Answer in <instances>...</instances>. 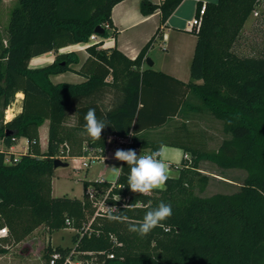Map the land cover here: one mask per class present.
<instances>
[{
  "label": "trees",
  "instance_id": "1",
  "mask_svg": "<svg viewBox=\"0 0 264 264\" xmlns=\"http://www.w3.org/2000/svg\"><path fill=\"white\" fill-rule=\"evenodd\" d=\"M123 1L19 0L11 13L6 60L0 63V99L3 109L19 92L24 100L23 111L0 125L5 147L0 152V228L9 230V237L0 240V255L8 253V245L25 244L20 248L24 255L30 248L25 241L40 228L48 234L71 228L77 232L73 241L85 264H264V47L253 55L235 51L247 21L264 0L205 4L202 25L193 33L197 43L188 83L144 68L160 28L134 60L117 48H102L103 42L88 47L85 60L75 52L59 53L87 43L99 26L105 31L103 39L117 38L112 11ZM183 1L142 0L141 12L149 16L159 10L165 25ZM48 53L56 54L53 63L30 67L33 58ZM71 72L83 81H52ZM89 108L111 124L98 141L81 134ZM202 114L222 125L225 137L216 148H209L205 136L193 132L185 121ZM46 120L49 140L42 152L39 129ZM108 136L133 140L130 149L137 154L163 143L182 149L188 157L179 167V177L167 182V190L149 196L129 189V169L123 163L108 203L118 205L124 219L96 217L90 233L80 236L94 217L96 199L112 184L86 181L83 199L54 197V161L62 155L83 157L89 148L104 155ZM22 139L38 143L19 162L7 164V150ZM203 163L244 172L240 189L206 195L211 179L202 171ZM90 190L95 199L88 195ZM114 195L130 197L129 207H121ZM161 201L172 206V216L163 222L169 231L157 227L141 237L128 230ZM71 250L49 244L41 258L48 264L54 252L65 256ZM111 253L114 259L107 257Z\"/></svg>",
  "mask_w": 264,
  "mask_h": 264
},
{
  "label": "rangeland",
  "instance_id": "2",
  "mask_svg": "<svg viewBox=\"0 0 264 264\" xmlns=\"http://www.w3.org/2000/svg\"><path fill=\"white\" fill-rule=\"evenodd\" d=\"M19 4V0H0V63L2 62L3 49L8 46V27L11 19V13L15 7ZM258 12V16L255 15ZM264 6L255 10L247 21L243 30L242 37L237 44L235 51L241 55H253L264 47ZM79 45L68 47L63 51L64 53L75 52L80 55L81 58L87 56L86 50H80ZM103 48V46H102ZM166 45L163 40L158 39L154 46L151 48L150 60L156 59L157 63L155 68L160 69V63L165 62L168 59L166 55ZM61 53V52H59ZM51 58L54 59L56 54L51 53ZM192 62V61H191ZM77 68V67H76ZM75 73L64 75L60 80L68 82H76L78 79ZM2 106V99H0V114ZM190 129L205 136V141L209 148H216L219 146L223 138L225 137L222 131L221 123L207 114L199 116H191L189 120H186ZM70 126L74 124V118L69 121ZM159 132H156L157 134ZM42 142L41 147L44 152L47 151V130L46 125L41 129ZM22 144L25 145V142ZM117 149H121L118 141L111 138L109 141V154L114 156ZM90 155H84L83 157H77L68 160L67 167H59L55 170L53 176V196L55 197H69L83 199L85 194L84 183L86 181H100V173L105 171L103 179L106 182L113 183L116 181V177L111 172V167H118V161L104 162L102 160H93L89 167H84L83 163L87 161ZM89 163V161H88ZM201 169L204 173L210 176V184L208 186L206 195H213L216 193L231 194L238 191L245 179V173L239 170L221 171L216 167H213L207 163L201 165ZM48 231L44 228H40L25 242L30 244L23 257L21 258L15 245H8L9 249L4 262L6 264H46L44 259H40L45 246L51 242L53 247L73 248L74 236L76 235L75 229L66 228L56 231L52 234H48ZM2 245H4L2 243ZM15 248V249H14Z\"/></svg>",
  "mask_w": 264,
  "mask_h": 264
},
{
  "label": "crops",
  "instance_id": "3",
  "mask_svg": "<svg viewBox=\"0 0 264 264\" xmlns=\"http://www.w3.org/2000/svg\"><path fill=\"white\" fill-rule=\"evenodd\" d=\"M155 4H161L164 0H150ZM141 2L142 0H124L123 2L116 5L112 11V21L114 29L117 31V38H107L104 42L103 48H117L123 54H125L128 58L134 60L140 54L141 50L146 46V44L150 41V39L156 34L157 30L160 28V35L157 37L164 41L166 45V55L168 57L165 62L160 63L161 68L156 69V59H153V68L156 71H161L175 79H178L184 83H188L190 81V66L191 61L193 59L194 50L197 43V36L193 33L187 31V23L194 19L197 16L199 4H207L214 3L217 0H184L182 4L178 7V9L171 15L169 20L165 25H161V13L160 11H156L152 15L145 16L141 12ZM6 48L3 49L4 50ZM51 53L33 58L30 62L31 68H41L47 66L55 60L51 58ZM151 50L148 54V59H150ZM2 55V62H5V58ZM87 57V56H86ZM83 60H85V58ZM149 67L147 64L144 68ZM70 73L60 74L52 77V81L54 83H62L68 82L60 80L61 77ZM78 77V81L73 83H80L83 81V78L77 73L74 74ZM23 100L24 94L19 92L16 94L15 100L6 108L1 109L0 114V125L2 123L6 124L13 120L17 115H19L23 111ZM49 124L50 122L46 120L42 126L46 125L47 130V148H48V140H49ZM39 129L40 133V145L42 142V134L41 129ZM113 138L118 141V137L116 136H108L107 145L105 149L104 162L109 161H118L109 154V141ZM21 140L18 145L13 147V152L20 153L23 152L24 144ZM4 144L0 141V148L3 147ZM169 147V155L172 158V170L174 174V178L179 177V167L181 166L182 161L188 157L185 152L177 147ZM42 150V147H41ZM42 152H44L42 150ZM146 151L145 153H148ZM178 162V165L177 163ZM124 162L118 161L119 166L122 167ZM56 170V169H55ZM105 175V171L101 172L99 177L100 181L95 182H106L103 177ZM117 180V179H116ZM92 182V181H90ZM116 182V181H115ZM115 182L111 183L112 185ZM110 183V182H106ZM53 187V183H52ZM53 193V191H52ZM53 195V194H52ZM55 197V196H54ZM76 231V230H75ZM50 245L51 242H48ZM47 244V245H49ZM25 244L15 245L16 249H18L19 256L22 258L23 254L20 252V248ZM46 245V246H47ZM75 246V245H74ZM56 248V247H54ZM74 248V247H73ZM15 249V248H14ZM8 253L4 255H0V264H6L4 259L6 258ZM42 259V258H40Z\"/></svg>",
  "mask_w": 264,
  "mask_h": 264
},
{
  "label": "clouds",
  "instance_id": "4",
  "mask_svg": "<svg viewBox=\"0 0 264 264\" xmlns=\"http://www.w3.org/2000/svg\"><path fill=\"white\" fill-rule=\"evenodd\" d=\"M82 135H86L93 141L101 140L103 130L110 126L107 117L99 118L94 108H89L83 117ZM169 147L161 144L158 149L137 154L134 149H117L114 158L124 162L128 166L127 186L133 193L143 196H149L154 191H166L167 182L174 178L172 170V158L169 155ZM178 165V162H176ZM112 174L119 178L123 172L122 167H111ZM129 207L125 204L124 208ZM107 218L110 221H121L124 219L116 208L108 207ZM172 206L169 203L161 201L155 207L149 208L142 220L129 224L128 230L141 237L147 236L155 228L162 227L165 231L170 230L165 227L164 221L172 216Z\"/></svg>",
  "mask_w": 264,
  "mask_h": 264
},
{
  "label": "built area",
  "instance_id": "5",
  "mask_svg": "<svg viewBox=\"0 0 264 264\" xmlns=\"http://www.w3.org/2000/svg\"><path fill=\"white\" fill-rule=\"evenodd\" d=\"M206 11V6L205 4L202 5L201 9L198 12V15L192 19L191 21H189L187 23V31L191 32V33H195L198 32L201 25H202V19L203 16L205 14ZM255 15L258 16V12H255ZM106 29H108L110 32L112 31V29L109 27V25L106 26ZM100 42H103V47H104V42L105 39H103L101 36H99L98 34H93L89 41L85 44H79L78 48H80V50H86L88 47L98 44ZM65 49L67 50L68 48H64L61 49L59 52L63 53V51H65ZM23 142H25V145L23 147V152L20 153H15L13 152V147H11L9 150H7V157L5 162L7 164H11V163H17L20 161V158L22 155L24 154H28L30 151V147L32 145H37V141H33L30 142L28 139H22ZM118 144L120 145L121 149H130V146L133 144V140L131 139H123V138H118ZM5 150V147H1L0 148V152H3ZM101 150L100 149H94V148H89L86 152L85 155H90L89 158H87V161H85L83 163L84 167H89L90 163L93 160H102L104 161V156L101 154ZM58 159H61L63 161H68L70 159H74V158H70L68 155L67 156H60ZM89 161V163H88ZM116 187V184H113L112 187L110 188V190L101 198H97L95 201V214L94 217L92 218V220L89 222V224L84 228V233H81L80 236H83L85 233H90V227L93 223V221L95 220L96 217H107V214L109 212V208L108 207H113L116 208L117 210L119 209V206L116 204H110L108 203L109 199L111 198V191L113 188ZM117 188L119 189H125V187L123 185H118ZM88 195L90 196L91 199H95V192L93 190H90L88 192ZM113 200L116 202H121V207L124 208L125 204H128L130 201V197L127 198H121L118 195H114L113 196ZM138 206H141V204H138ZM68 226L71 225V222L68 220L67 221ZM9 237V230L8 228L2 227L0 228V240ZM116 245L118 246H122L121 243H118L116 240L114 241ZM76 245L74 246V248H72L71 252L67 255H63L60 252H54V254H52L50 260L48 261V264H85L83 260H81L79 258V253L76 251ZM109 259H114L115 258V254L111 253L107 256Z\"/></svg>",
  "mask_w": 264,
  "mask_h": 264
},
{
  "label": "water",
  "instance_id": "6",
  "mask_svg": "<svg viewBox=\"0 0 264 264\" xmlns=\"http://www.w3.org/2000/svg\"><path fill=\"white\" fill-rule=\"evenodd\" d=\"M95 33L98 34L99 36H102V35L105 33V31H104V29H103L102 27L99 26V27L96 29ZM147 65H148L149 67H152V66H153V62H152L150 59H148V60H147ZM10 134H11V133L9 132L8 135H10ZM67 166H68V162L63 161V160H61V159H56V160L54 161V167H55V169H57V168H59V167H67Z\"/></svg>",
  "mask_w": 264,
  "mask_h": 264
}]
</instances>
